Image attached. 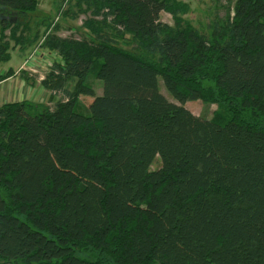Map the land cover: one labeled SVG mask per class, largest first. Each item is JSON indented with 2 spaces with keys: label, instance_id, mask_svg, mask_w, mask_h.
<instances>
[{
  "label": "trees",
  "instance_id": "obj_1",
  "mask_svg": "<svg viewBox=\"0 0 264 264\" xmlns=\"http://www.w3.org/2000/svg\"><path fill=\"white\" fill-rule=\"evenodd\" d=\"M39 4L0 0V61L60 57L17 71L46 103L0 105V264H264V0H225L206 32L181 0Z\"/></svg>",
  "mask_w": 264,
  "mask_h": 264
},
{
  "label": "rangeland",
  "instance_id": "obj_2",
  "mask_svg": "<svg viewBox=\"0 0 264 264\" xmlns=\"http://www.w3.org/2000/svg\"><path fill=\"white\" fill-rule=\"evenodd\" d=\"M39 9L37 10V16H54L55 17V0H39ZM182 2L188 4L189 8L188 10L182 15V17L188 21H190L196 28H198L201 32H206V26L209 18L212 16V13L215 11L219 15H223L224 9L221 4H225V0H221L220 4L216 0H181ZM62 16H58V21H60L61 26V34L62 36L69 35L71 31L76 30L77 28H80L81 23L83 22V19L85 18V15H81L79 18L75 20H70L68 18L61 19ZM171 14L168 12H162L161 13V20L164 22H167L169 24L172 23ZM57 20V18H56ZM70 29V30H69ZM79 31V30H78ZM78 34V33H76ZM32 49L26 50V51H19L10 49V59L7 61H0V73L5 74L6 71L10 68H16L18 67L17 71L20 69L31 71L34 74L40 75L43 72L47 70V66L41 70L40 64L46 63L44 60V54L47 53H32ZM47 52V51H46ZM33 55V59H29V55ZM49 61H57L59 58L55 54L49 55L47 57ZM28 61H30L33 65H28ZM55 62H52L54 64ZM51 64H48V67ZM38 66V67H37ZM36 69V72L33 70ZM18 73V72H17ZM159 88L161 93L165 94L170 100H174L167 90L165 89L162 78L159 76L158 78ZM94 92L95 95H101L104 93V82L100 79H97L94 84ZM108 94H114V90L111 86L108 87L107 90ZM92 96H80V101L83 104H88L92 100ZM39 99V98H38ZM175 101V100H174ZM177 102V101H175ZM178 103V102H177ZM184 105L189 108L199 120H202L204 118H208L211 115V111L214 108V105H205L203 102L199 100H192V101H186ZM159 161V160H158ZM155 163H152L150 168L154 169L157 168Z\"/></svg>",
  "mask_w": 264,
  "mask_h": 264
},
{
  "label": "crops",
  "instance_id": "obj_3",
  "mask_svg": "<svg viewBox=\"0 0 264 264\" xmlns=\"http://www.w3.org/2000/svg\"><path fill=\"white\" fill-rule=\"evenodd\" d=\"M14 50H18L19 52L18 47H15ZM31 51H33V49ZM38 53L40 52L38 51ZM18 67H11L14 69L15 74L0 82V105L7 102H17L21 100H32L38 103H46L49 97L48 91L42 87L39 81L35 84H30L23 80L17 73Z\"/></svg>",
  "mask_w": 264,
  "mask_h": 264
},
{
  "label": "built area",
  "instance_id": "obj_4",
  "mask_svg": "<svg viewBox=\"0 0 264 264\" xmlns=\"http://www.w3.org/2000/svg\"><path fill=\"white\" fill-rule=\"evenodd\" d=\"M42 52V51H41ZM32 53H38V49L36 50V48H34L33 49V51H32ZM43 53H47V54H44V60L46 61V63H41L40 64V67H41V70L45 67V65L48 67V64H52V62H55L54 60H52V61H49L48 60V58L47 57H49V55H51L50 53H48V52H43ZM52 54H55L59 59H60V57H59V55H57L56 53H52ZM29 59H33V55L31 54V55H29ZM28 65H29V67H30V65H33V64H31L30 63V61H28ZM38 67V66H37ZM35 72H36V69H33ZM43 74H44V72L41 74V78H42V76H43Z\"/></svg>",
  "mask_w": 264,
  "mask_h": 264
}]
</instances>
